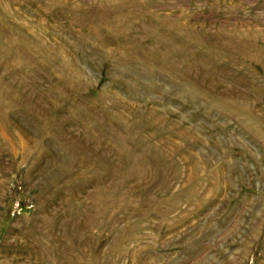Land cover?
<instances>
[{
  "label": "rangeland",
  "instance_id": "obj_1",
  "mask_svg": "<svg viewBox=\"0 0 264 264\" xmlns=\"http://www.w3.org/2000/svg\"><path fill=\"white\" fill-rule=\"evenodd\" d=\"M0 264H264V0H0Z\"/></svg>",
  "mask_w": 264,
  "mask_h": 264
}]
</instances>
